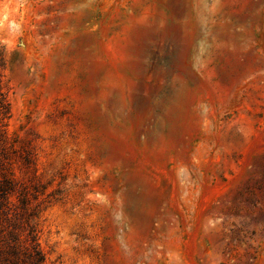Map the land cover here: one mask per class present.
I'll return each mask as SVG.
<instances>
[{
  "label": "rangeland",
  "instance_id": "374dc122",
  "mask_svg": "<svg viewBox=\"0 0 264 264\" xmlns=\"http://www.w3.org/2000/svg\"><path fill=\"white\" fill-rule=\"evenodd\" d=\"M0 63L45 264H264V0H0Z\"/></svg>",
  "mask_w": 264,
  "mask_h": 264
},
{
  "label": "trees",
  "instance_id": "16d2710c",
  "mask_svg": "<svg viewBox=\"0 0 264 264\" xmlns=\"http://www.w3.org/2000/svg\"><path fill=\"white\" fill-rule=\"evenodd\" d=\"M0 63V264H45L37 221L52 204L47 187L19 178L17 167L34 166L33 153L9 137L11 107Z\"/></svg>",
  "mask_w": 264,
  "mask_h": 264
}]
</instances>
